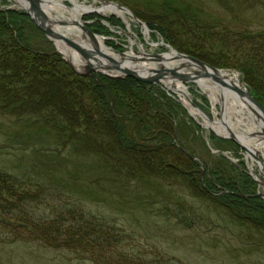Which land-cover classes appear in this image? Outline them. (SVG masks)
<instances>
[{
	"label": "trees",
	"instance_id": "obj_1",
	"mask_svg": "<svg viewBox=\"0 0 264 264\" xmlns=\"http://www.w3.org/2000/svg\"><path fill=\"white\" fill-rule=\"evenodd\" d=\"M204 1L214 2L228 20H200L193 12L187 23L182 13L169 14L170 7L161 21L137 16L179 52L238 69L264 109V26L253 28L248 22L255 20L251 13L264 16V0ZM206 5L202 8L211 9ZM104 19L118 24L113 16ZM88 26L108 31L98 20ZM177 110L179 105L156 83L98 72L77 75L23 10L0 8L1 146L13 150L14 164L12 172L0 168V202L6 204H0V224L4 216L15 217L45 244L59 238L71 248L85 247L87 259L102 264L172 262L165 251L137 243L141 237L132 223L125 227L106 219L80 198L159 215L156 224L169 227L161 228L165 235L159 236L174 244L176 233L192 235L205 227L210 234L209 228L219 225L215 221L264 228L260 197L229 193L253 194L254 183L243 172L228 176L217 161L201 180L200 161L172 142ZM40 200L50 212L33 216L31 204ZM208 204L211 213H205ZM64 222L69 224L63 228Z\"/></svg>",
	"mask_w": 264,
	"mask_h": 264
},
{
	"label": "rangeland",
	"instance_id": "obj_2",
	"mask_svg": "<svg viewBox=\"0 0 264 264\" xmlns=\"http://www.w3.org/2000/svg\"><path fill=\"white\" fill-rule=\"evenodd\" d=\"M0 1L1 9L14 8L22 10L20 5L16 4V0ZM2 1H5V3ZM77 2L83 6L92 8V10H89L86 13L83 12L80 16L79 23L88 28L95 35V37L103 38L102 40L105 47L116 51L114 53L119 56H121L120 54H125L127 51H131L133 53V56H131L133 58L144 57L145 55L147 59H138L137 61L131 60L130 63L137 64L139 66V63L144 61L147 64L148 71L154 68L159 69L162 64L161 61L153 60L150 55H163L169 52V48H172L176 52L179 51L172 45L165 43L157 33L152 32L147 27L145 21L139 18L137 14L140 13L142 16L145 15L146 19L148 17H152V19L158 17L157 19L161 21L160 16L163 15L164 11H168L170 7L172 9L170 10L171 12L169 11V14L180 12L187 23L190 22L189 16L192 15L191 13L193 12L198 13V19H205V21H226L229 18L227 13H222L218 6L213 5L215 4L214 2L204 0H77ZM64 3L66 6H71V4L67 1H64ZM108 4H115L128 9L130 14H126L127 20H123L121 17L116 16L107 10L103 11ZM206 4H212L211 6L208 5L211 9L207 10L202 8L204 6L206 7ZM99 8L101 11L97 10ZM185 9L186 11H184ZM213 12L216 13V15H212ZM59 13H61L64 17H69V13L66 11H60ZM245 13L246 15H249L250 12ZM110 16L117 19V25H111L109 21H105L104 17ZM132 16L137 18L140 22H143L145 26L143 27L135 21ZM175 16L177 15H173V17ZM250 16L255 19L253 20L251 18L252 21H248L252 24L253 28L257 26V23L264 26L263 15L251 13ZM96 20L106 26L108 31L100 33L93 29L95 28L94 26L93 28L88 26V23L93 24ZM200 22L203 23V21ZM79 28L83 34L88 36V34L80 26ZM67 38L73 41L72 37L67 36ZM188 38H190V36ZM48 40L51 41L50 39ZM51 42L55 51L60 55L63 61L69 65L65 61L63 53L57 49L55 42L53 40ZM108 42L112 44L109 43V45L107 44ZM114 44H119L121 47L115 48ZM179 53L203 62L210 67H214L221 74H227L230 77L234 76L237 84L249 93L247 86L241 79V72L238 69L233 67H216L194 57L191 54L184 52ZM81 58L87 62V59L83 55H81ZM174 64L176 63L171 62L169 66L172 68L174 67ZM82 70H84V67ZM181 70L182 71L180 73H188L190 75L202 72L199 67H192V65H186V67ZM92 72H98L109 77L115 76V73L112 72V70L110 71L107 69L104 71L94 68ZM91 73H89V75ZM200 81H203L207 87L202 88L199 84ZM156 84L159 85L166 92V94L179 105V110H177V113H179L177 119L178 122L175 124L177 132L174 134L172 142L178 143L184 153H186V155H188L193 161H200L198 162L199 167L197 168L200 172V179L202 180L205 176L207 178L209 167L214 165L213 163L221 161L225 164L221 166L223 167L226 175L234 177V171H241L254 183V191L252 195L246 194L240 190L229 191V193L236 197L239 196L234 194L243 195V197L239 198L259 196L261 204L264 206V157L258 151L253 152L254 157L251 153L245 155L246 152H244L236 142L225 138V136L218 135L211 128L209 129L203 126L200 116H192L189 109L183 103V97L181 95L179 96L171 91H167L166 88L159 83ZM178 84L184 88V92L187 94L188 99L195 103V105L211 120H222L220 100L215 101L216 98L219 99L221 91L214 88V86L218 84L213 79L203 76L197 78L195 81L171 79L167 86L177 90ZM200 115L203 118L201 113ZM211 135L214 137H211ZM2 138L3 137L0 134V168L12 172L14 164L10 159L12 157L13 150L1 146V142L3 140ZM220 193L221 190L218 193L215 192L216 195H219ZM175 196L178 197V195ZM70 199L71 198L68 200ZM80 200L85 203L86 208L87 205L89 208H99V211H97L98 214L106 219L115 218L117 221L119 220V224L125 227H129V223H132L131 227L136 231L138 230L137 232L141 237V239L139 238L140 242H136L140 245L143 242V244L148 245L150 248H156L163 253L165 251L173 264H264V228H258L244 223H236L237 225L235 226H226L224 223L215 221V223H219V225H216L217 227L215 228L211 226L209 228L211 231L210 234L207 233L208 229L205 227L198 228L200 232L197 233L194 231L192 235H186L185 232L176 233L179 240L183 237L182 239L184 243H181L178 240V242L174 244L172 240L168 241L165 238H161L162 235H165V233L164 230L163 233L159 232V230L164 226L166 227L167 224H156L158 218L161 219L159 215L158 218L152 217L151 214L144 216L140 208L135 207L130 209V206L125 204V207L114 206L113 208L112 204L108 203V200L101 203L97 202V204L94 202L87 203V199L84 198H80ZM1 203L3 206H6V204L2 201L0 204ZM57 203L58 201L56 204ZM204 204L206 205L207 203ZM46 205V202L43 204L42 200H40L36 204H31L32 210L29 211H33V216H44L46 213L50 212V208H47ZM207 208V210L204 209L205 213H211L210 204H208ZM33 216L30 219L31 221L36 219L33 218ZM2 218H5L6 221L0 224V264H102L95 263L92 260L87 259V249H85V247L71 248L70 245L65 244L59 238H57V240L53 243L45 244L42 238L38 237L35 233H27V231H25L26 228H24V225L21 224L19 219L12 216H4ZM6 223L9 225H4ZM64 224L63 228L67 227V224L69 223L64 222ZM13 226L17 228L13 229ZM186 238L188 241H186ZM139 244L138 246H140ZM76 251H79V253H76ZM109 254L111 253L105 252V256H110ZM115 258L117 259V257H114V261L116 260ZM102 261L104 262V259Z\"/></svg>",
	"mask_w": 264,
	"mask_h": 264
},
{
	"label": "bare ground",
	"instance_id": "obj_3",
	"mask_svg": "<svg viewBox=\"0 0 264 264\" xmlns=\"http://www.w3.org/2000/svg\"><path fill=\"white\" fill-rule=\"evenodd\" d=\"M64 1H67L71 6H66ZM16 4L22 6L25 3L24 0H16ZM41 9L48 16L49 26L58 33L66 34L68 37H72L73 41L77 44V48H71L67 46L61 40H54L57 49L63 53L66 60H69L71 64L76 68V70L81 71L86 65H91L94 68L106 71L108 64L103 60V57L97 56L95 59L89 58L85 53H98L103 54L107 58H112L120 62L121 66L124 68L132 67L138 70V73H146L147 64L143 61L137 64H131V56H133L131 51H127L123 56L115 54L111 49L105 47L103 43V38L94 37L92 39L90 36L83 34L79 28L80 16L83 12H88L92 8L83 6L77 2V0H39ZM101 11V9H97ZM116 16L121 17L123 20H127L126 14H130L129 10L117 6L115 4H108L104 9ZM60 11H66L69 13V17H64L59 13ZM134 18V17H133ZM78 22V24H77ZM131 44V43H130ZM87 59V62L82 60L81 55ZM84 51V52H83ZM94 51V52H93ZM81 54V55H80ZM143 55V54H142ZM145 56V55H144ZM140 58V57H137ZM90 62V63H89ZM161 66L166 68H171L169 64L175 62L174 67L176 72H181L186 65L196 67V64L186 59H178L174 52L169 51L162 55ZM130 63V64H129ZM134 66V67H133ZM198 67V66H197ZM156 69V68H154ZM219 77L225 82L224 86L215 85L221 91L220 97L214 98L215 101H219L221 104V116L222 120H214L213 122L208 121L205 117L202 118L200 112L194 110L190 105H188V96L184 92V88L177 86L178 95L183 97V103L191 112L192 116H200L203 126L206 128H211L220 136L233 135L236 140L251 152L258 151L264 157V120L261 118L255 108V106L247 99V97L242 94V89L239 84H237L234 76H228L227 74H218ZM167 84H169L167 82ZM199 84L202 88H206L207 85L203 81ZM230 86L226 87L225 85ZM232 85V86H231ZM214 101V100H213ZM244 151V150H243ZM246 152L245 155L250 154V151Z\"/></svg>",
	"mask_w": 264,
	"mask_h": 264
},
{
	"label": "water",
	"instance_id": "obj_4",
	"mask_svg": "<svg viewBox=\"0 0 264 264\" xmlns=\"http://www.w3.org/2000/svg\"><path fill=\"white\" fill-rule=\"evenodd\" d=\"M25 3L27 4H23L22 6H20V8H22L25 13L30 17L31 21L35 24V26L40 29L44 35L50 39L51 41L53 40H61L63 41L67 46L71 47V48H77V44L72 41L69 40V38H67V36L63 33H58L55 32L48 23V17L46 16L45 12L41 9L40 4H39V0H24ZM133 17V16H132ZM134 20L137 21L139 24H141L143 27L145 26L143 24V22H140L137 18L134 17ZM78 24V23H77ZM87 34L88 36H90L92 39H94L95 35L85 26H83V24L79 23L78 24ZM163 45V43H162ZM167 46V45H165ZM169 47V46H167ZM169 51H172L175 53L176 58L178 59H186L189 60L191 62H193V64H196L201 70V73H197L195 75H190L188 73H178L176 72L175 69L172 68H166L161 66L159 69H150L148 71V69H146V73L141 74L138 73V70H136L135 68L132 67H128V68H124L123 66H121L120 62H118L115 59L112 58H107L106 56H104L103 54L98 53V51H93L94 53H85L87 57L89 58H93L95 59L97 56L103 57V60L106 61V63L108 64L107 70H112V72L115 73V76L113 77H133L137 80L140 81H145V82H156L159 83L161 85H163L167 91H171L174 94H178V90H175V88L169 87L167 86V82L169 83L171 81V79H179V80H192L195 81L197 78L199 77H209L211 79H213L218 85L220 86H224V81L219 77V71L214 68V67H210L206 64H204L203 62H200L194 58H191L185 54L176 52L175 50H173L172 48H169ZM113 52H116L114 50H112ZM84 52V51H83ZM82 53V51L80 52ZM83 54V53H82ZM121 56H123L124 54H120ZM84 56V54H83ZM150 57L153 58V60L156 61H161L162 60V55H150ZM145 60L147 59L145 56L144 57H140V58H133L131 57L132 61H137V60ZM65 61L70 65L71 69L73 70L74 73H76L79 76H87L89 75V73L92 72V70H94L93 66L86 65L84 67V70L82 71H78L76 70L73 65L71 64V62L69 60ZM90 63V62H89ZM134 67V66H133ZM91 71V72H90ZM226 87H230L227 85H225ZM232 86V85H231ZM242 94H244L247 99L255 106L259 116L261 118H263L264 120V110L263 108L259 105L258 102H256V100L254 98H252V96L245 90L242 89ZM189 105L196 111H201L196 105L195 103H193L190 99H187ZM203 117H205L208 121L213 122V120H211L204 112H200ZM225 138L230 139L233 142H236L244 151H250L251 155L253 156V152H251V150H249L248 148H246L245 146H243L242 144H240L239 142H237L236 138L229 134L228 136H225ZM254 157V156H253ZM234 195H238L239 197H243V195H239V194H234Z\"/></svg>",
	"mask_w": 264,
	"mask_h": 264
}]
</instances>
